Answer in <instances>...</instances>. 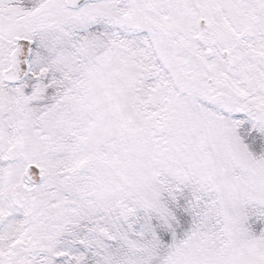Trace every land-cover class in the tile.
<instances>
[{"label":"snow or ice","instance_id":"obj_1","mask_svg":"<svg viewBox=\"0 0 264 264\" xmlns=\"http://www.w3.org/2000/svg\"><path fill=\"white\" fill-rule=\"evenodd\" d=\"M0 264H264V0H0Z\"/></svg>","mask_w":264,"mask_h":264}]
</instances>
